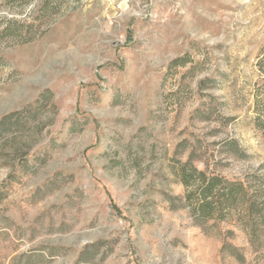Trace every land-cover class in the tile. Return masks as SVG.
I'll return each mask as SVG.
<instances>
[{"label":"rangeland","instance_id":"obj_1","mask_svg":"<svg viewBox=\"0 0 264 264\" xmlns=\"http://www.w3.org/2000/svg\"><path fill=\"white\" fill-rule=\"evenodd\" d=\"M190 154L264 200V0H0V264H264Z\"/></svg>","mask_w":264,"mask_h":264},{"label":"trees","instance_id":"obj_2","mask_svg":"<svg viewBox=\"0 0 264 264\" xmlns=\"http://www.w3.org/2000/svg\"><path fill=\"white\" fill-rule=\"evenodd\" d=\"M189 169V171H188ZM180 177L184 185L193 182L191 194L195 195L194 212L197 219L231 220L235 210H238V218L246 230L250 241L260 225L264 226V200L258 202L255 198L248 196V189L240 181L227 180L215 173L197 170L193 165L192 156L180 167ZM192 179V180H191ZM236 248L224 243L222 249ZM236 257H240L237 256Z\"/></svg>","mask_w":264,"mask_h":264}]
</instances>
